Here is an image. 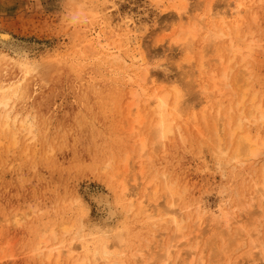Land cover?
Returning a JSON list of instances; mask_svg holds the SVG:
<instances>
[{
  "label": "rangeland",
  "instance_id": "1",
  "mask_svg": "<svg viewBox=\"0 0 264 264\" xmlns=\"http://www.w3.org/2000/svg\"><path fill=\"white\" fill-rule=\"evenodd\" d=\"M71 1L78 15L70 9ZM242 1L240 14L226 19L224 13L233 12L236 0H0V33L8 34L17 48L14 52L0 46V86L17 87L12 92L16 95L10 128L0 127V264H55L54 258L47 260L46 252L39 255L35 249L43 232L51 228L57 241L47 236L48 248L55 246L64 236L63 225L72 228L67 240L79 227L92 236L78 251L81 256L104 241L114 245L122 236L124 245L113 250L125 252L119 257L124 264H134L132 254L137 251H145V260L154 257L172 228L128 214L121 191L127 183L137 200H148L155 179L157 195L151 203L168 206L163 178L176 188V209L184 216L194 218L195 212L204 210L207 215L199 225V249L192 264H264L249 262L243 255L247 247L220 256L215 236L224 225H208L219 216L221 204L234 210L240 201L250 202L253 183L262 181L264 157L236 165L218 162L211 154L212 120L219 103L221 112H227L247 93V100L255 95L256 104L264 105V0ZM180 6L186 7L190 18L202 19L203 26L238 23L239 47L252 48L244 62V52L232 61L216 88L210 77L219 76V59L227 63L223 43L207 48L199 39L190 52L185 51L177 35L187 26L186 20H179ZM128 30L144 40L147 69L158 77L153 87L183 96L181 128L162 146L151 144L150 121L134 123L139 77L129 61ZM95 32L119 50L107 54L95 44L87 48ZM22 56L23 62L38 64L36 68L22 67ZM116 56L125 62L113 61ZM24 121L30 125L26 131L19 127ZM252 127L255 133L261 129L264 138L262 125ZM140 136L147 140L143 153ZM100 198L107 199L111 215L97 205ZM256 201L250 209L255 214L251 232L264 249V205ZM235 210L236 221L242 220L244 212ZM192 231L189 224L185 234ZM224 237L227 245L234 240ZM194 243L189 239L178 244L170 264H189L187 253ZM60 264H70L65 255Z\"/></svg>",
  "mask_w": 264,
  "mask_h": 264
},
{
  "label": "bare ground",
  "instance_id": "2",
  "mask_svg": "<svg viewBox=\"0 0 264 264\" xmlns=\"http://www.w3.org/2000/svg\"><path fill=\"white\" fill-rule=\"evenodd\" d=\"M236 1L235 6L232 8L233 12L224 13V18L228 19L240 14L241 9L243 8V1ZM75 4L76 3L74 1H71L70 9H74L76 15H78L79 10L75 7ZM178 10H180L179 20L182 22L186 20L185 22H187V26L184 29L179 30L180 32L177 34L179 38L178 41L181 43L185 51L190 52L193 45L199 39L200 42L207 48L212 47V45L216 43H223L225 57L229 61H225L227 62L225 64L222 58L219 59L218 63L220 65V74L219 76L212 74L210 77V85H212L213 88H216L217 82L225 78L227 76V72L231 70L232 61H234L237 56H242V53L244 52L243 55L245 56L242 57V61L244 62L249 56L252 48L249 44L243 48L239 47L238 29L240 25L238 23L226 22L223 25H217L211 22L210 25L203 26L202 19L197 20L196 18H190L186 7L180 6ZM216 16L222 17L219 14H216ZM190 19L192 21H190ZM94 34L95 35L90 34V40L85 46L87 48H91L95 44L103 53L113 54V51L116 49L114 47L116 43L111 42L112 40L110 41V39L105 41L102 33L95 32ZM125 34V36L130 39L129 52L131 54V58H129V61L131 62L134 70L137 71L136 76L139 77V81H137L136 90L134 92L137 101L134 104L136 107L134 113V123L138 125V122L143 123L144 121H150L147 123V128L149 129L148 135L151 137V144L162 146L175 130H179L181 128L180 125H178V122L182 117L180 105L184 102L183 96L176 90L166 92L153 87L155 86V81L158 80V77L147 69L145 62L146 58L143 50L144 40L140 36H135V34L130 30H128ZM122 35L124 36V34ZM0 46L3 49H11L14 52L17 49L13 46L12 38L8 34L4 33H0ZM22 57L23 58H20L22 61H19V64L22 67L35 69L38 65L28 62L27 64L26 62H23V60H25V56ZM121 59V57L116 56L113 61L125 62ZM200 59H203V57ZM199 67L200 69H204L202 61H200ZM15 88L17 87H14V85L0 86V121L3 120V123H0V127L3 130L10 128V114L12 112L11 109L13 108L11 106L12 97L16 95V92L14 94L12 92ZM206 90L207 89L205 88L203 92H206ZM246 94L242 93L236 105L229 107L227 112H221L223 109V103H219L217 105L213 118L214 121L212 120L213 141L211 154L218 162L226 160L227 162H234L236 165H245L250 162L253 164L259 158L261 159V157H264V138L261 139V129H257L255 133L252 127V125H262L264 128V105L260 102L256 104L255 95L251 98L249 96V99L247 100ZM142 108L146 110L141 111ZM232 115H234V118H232ZM19 127L21 130L26 131L29 129L30 125L27 121H24L19 124ZM137 141L139 144V152L143 153L145 151V143L147 140L140 136ZM163 180V190L170 199L168 206L165 205L164 207H161L151 203L157 195L156 187L158 186L155 183V179L150 182V184L155 186L149 193L150 196L147 198L148 200H145L146 198L144 199V197H142L143 199L137 200V194L133 190L129 191V188L127 189V187H125L127 183L124 184L125 186L121 191L124 200L127 199L126 212L128 214L133 213L135 214V218L144 219L153 226L165 225L166 227L168 226L172 228V233L168 235L166 243L160 246L158 250L153 253L154 257L149 256L148 259L145 260V258H143L145 257V251H137L132 254L134 264H170L172 250H174V248L182 242L189 241V239H195L193 248L190 250V253H187V259L190 261V263H188L192 264V257L199 249L198 240L201 237L199 225L201 221L207 217L205 210L204 212L202 211L201 214L198 213V211L195 212L194 218H190L186 215L184 216L182 210L176 209L178 195L176 188L173 185L167 184L166 178H163ZM142 183L143 182H141V184ZM252 186L251 190L252 193H254V196L249 199L250 202L244 203L240 201L238 205L237 202L235 204L237 205V207H235L236 210L240 209L241 213L244 212L241 217L242 220L245 219L243 220L244 223L242 220L236 221L233 212L235 209L230 210V206L228 207L224 203L221 204L218 209L219 216L217 218L213 217L210 222H208V225L211 223L215 227L220 226V224L221 226L224 225L223 230H220L221 227L218 228V231L216 230L217 235L215 236V238L218 236L219 239L217 240L220 241L221 246L219 247V251H217L220 256L225 255L227 251H229L231 255L239 249L247 247V251H245L243 255L249 262L254 263L256 260L264 261V249L262 248L263 244H258L256 235H253L251 232V227L253 225L252 218H254L255 214L253 213V210H250L252 209L254 205L253 202L255 200H257L256 202H258V205H264V166L262 168V181L260 183H253ZM96 202L97 205L103 206V208L106 209L107 214L111 215L112 208L106 198L97 199ZM243 215H245V218H243ZM189 224L193 226V231L186 235L185 231L187 230ZM71 230V227L63 225L61 227V232L64 236L61 237V240L51 248H48L50 242L49 239H46V237L49 236L54 242L57 241L56 230L55 228H51L44 231L42 237L38 240L35 252H40L39 255L46 252L45 258L47 260L54 258L55 264H60L61 257L63 255H65V261L70 264H124L119 257L125 255V252L115 254L113 250L121 248L124 245L122 236L116 237L114 245H109L107 241H104L101 245L97 244L96 247L88 254L86 252L85 255L81 256L80 253L78 254V251L86 247V243L91 240L92 236L84 234L83 227H79L73 237L70 240H67L66 237L70 235ZM164 231L166 232V229ZM253 231H255L254 226ZM239 233H244V236L238 237ZM224 235L234 237L232 243L227 245L225 243L226 238ZM247 242L248 244L246 245ZM211 244H215V242L211 241ZM210 247L212 251H214L215 245ZM201 254L202 252L200 255ZM110 258L113 260L111 261ZM200 258L202 257H199V260L202 263L203 260ZM146 261H148V263H146Z\"/></svg>",
  "mask_w": 264,
  "mask_h": 264
}]
</instances>
